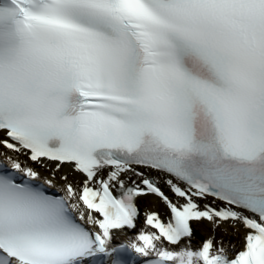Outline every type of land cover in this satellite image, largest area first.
I'll return each mask as SVG.
<instances>
[{"label": "snow or ice", "instance_id": "snow-or-ice-1", "mask_svg": "<svg viewBox=\"0 0 264 264\" xmlns=\"http://www.w3.org/2000/svg\"><path fill=\"white\" fill-rule=\"evenodd\" d=\"M0 264H264V0H0Z\"/></svg>", "mask_w": 264, "mask_h": 264}, {"label": "bare ground", "instance_id": "bare-ground-1", "mask_svg": "<svg viewBox=\"0 0 264 264\" xmlns=\"http://www.w3.org/2000/svg\"><path fill=\"white\" fill-rule=\"evenodd\" d=\"M196 227H198V226H196Z\"/></svg>", "mask_w": 264, "mask_h": 264}]
</instances>
